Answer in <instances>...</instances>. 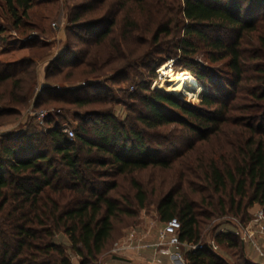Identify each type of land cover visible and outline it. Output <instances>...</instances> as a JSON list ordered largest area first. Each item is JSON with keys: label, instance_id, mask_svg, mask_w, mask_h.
Masks as SVG:
<instances>
[{"label": "trees", "instance_id": "1", "mask_svg": "<svg viewBox=\"0 0 264 264\" xmlns=\"http://www.w3.org/2000/svg\"><path fill=\"white\" fill-rule=\"evenodd\" d=\"M33 1L7 0L17 27ZM98 12L99 18L85 19ZM69 22L96 34L95 48L69 45L50 61L46 79L88 81L115 70L116 76L128 77L136 67L149 66L145 61L153 44L180 29L184 35L170 49L152 51L163 55L160 64L179 57L174 66L194 73L205 90L194 105L141 79L129 93L136 101L125 104L120 118L111 105L116 102L81 96L92 84L47 88L37 95L35 57L49 54L40 52L48 45H38L39 37L27 38L16 50H28L29 56L0 59V118L21 116L33 97L36 107L47 101L103 106L90 113L94 125L82 121L72 140L54 114L43 130L0 140V264H76L74 257L78 264H99L114 220L121 214L135 216L134 206L142 208L147 201L139 183L130 180L127 190L120 179L150 167H177L156 211L163 222L178 218L182 242L200 243L207 222L225 215L250 221V209L264 207V0H84L70 10ZM3 32L0 28V36ZM75 36L81 44L92 41ZM200 44L209 49L211 62L228 58L231 83L213 82L194 57ZM155 69L151 65L152 73ZM79 114L76 120H82ZM173 125L182 129L175 131ZM187 134L184 150L169 151ZM214 238L238 248L236 264H252L240 237L218 229ZM186 259L189 264H230L211 246L186 251Z\"/></svg>", "mask_w": 264, "mask_h": 264}, {"label": "rangeland", "instance_id": "2", "mask_svg": "<svg viewBox=\"0 0 264 264\" xmlns=\"http://www.w3.org/2000/svg\"><path fill=\"white\" fill-rule=\"evenodd\" d=\"M84 0H34L33 4L28 11V16L23 18L22 24L17 27L15 24V19L12 17L11 12L9 11L7 0H0V28L4 29V32L0 36V59L12 60L19 59L29 56L28 50L16 51L22 47V44L31 37H39L40 44H47L46 49L40 50L41 53L49 50L48 56L40 57L38 55L36 58L35 69L38 73V87L37 95H40L41 89L43 86H50L51 89L61 86L62 89H73L72 87H80L86 81H76V82H67L62 81H51L46 79V71L50 61L60 57L64 51L68 48L69 45L74 49H82L84 47L95 48V35L90 32H85L79 29H74L72 24L69 22V13L70 10L74 8L78 3L83 2ZM112 2V0H110ZM21 14V13H20ZM102 15L101 12L88 14L85 19L90 21L92 19H97ZM210 35H214L218 32L213 30H207ZM76 34L87 36L92 41L88 44H81ZM223 34V32H222ZM184 32L180 29H173V32L170 35H166L162 38L161 43L157 44L151 50H148L146 56V63L149 65L144 68V66L136 67L135 72H130L129 76H116V70L107 72L106 76L98 78H90L88 81L92 82V87L86 88L82 93V97H91L96 98L99 96L106 97L116 108V114L118 117L122 118L126 112L125 104H132L136 100L129 98V93L134 90L133 85L138 81L143 79L146 81L147 86L151 89H162L166 92L175 94L179 99L198 105L201 101V91L205 90V85L196 77V75L190 71H186L184 66H174L179 57L171 58L163 64H160L162 54L153 52L157 47H162L165 49H170L180 38H182ZM151 38L150 36H146ZM148 38V39H149ZM152 40V39H151ZM201 46L198 49V52L195 54V58L203 65L208 68V74L213 79V82L219 83L220 86L225 83H231L233 77L230 74L228 67V58L218 62H211L209 60V50L206 46L200 44ZM180 60V59H179ZM171 63L172 66L169 64ZM151 65L155 66V73H152L150 70ZM164 65L169 66L168 70L172 73L173 76L177 77L184 72H189L192 77L195 78L196 82L194 85L190 86L188 91H177L172 88L173 83L169 82L170 76L169 73L166 75L160 70ZM64 72L68 69L67 66L62 67ZM118 70V69H117ZM167 70V71H168ZM135 73L137 76H135ZM62 75H58L59 78ZM196 92V93H195ZM47 95V94H46ZM44 96L43 99H46L49 96ZM51 97V95H50ZM36 97L32 98L30 101V106L24 111L21 116H4L0 118V140L5 136H20L24 133H33L37 130H43L47 127V122L43 126L39 119L38 115L42 111L51 112V115H60L55 118L56 121H59L63 128H68L75 130L77 126L82 123L87 125H94V121L91 119L90 113L94 110L102 108L100 104H89L87 106H74L69 104H62L57 102L43 103L41 106L36 107L34 102ZM120 102V104H117ZM110 105V104H108ZM76 113H80L82 120H76ZM171 129L179 131L182 128L177 126H171ZM190 134H187L186 140L173 144L169 151L172 150H184L189 143ZM41 146V145H40ZM52 153V152H50ZM177 172V167H174L171 170H163L160 168H148L145 170L137 171L131 179L121 178L120 181L122 186L127 190L131 188L130 180H135L139 183L142 189L146 192L147 201L146 204L141 208L135 205V216H128L125 214L119 215L114 220V232L112 237L109 240L107 250L103 253L100 258L99 264H189V261L186 257L183 261L179 262L171 258L170 251L163 250L157 256L153 253H133L126 256H121L126 259H129L130 262H116L113 260L115 256L112 252V249L115 243L124 238L126 233L136 225L147 226L154 224L157 228H161L164 225V222L159 219V216L156 211L157 202L161 196L166 193L171 187V181L175 180V174ZM134 193V190L131 191ZM264 208L258 204L254 205L250 209L251 217L259 209ZM240 219L233 216H223L221 218L213 219L208 221L203 228V237H205L202 243L205 246H211L212 241H215V246L211 247L213 252L216 253L218 257H222L230 264H236V256L233 254L237 249L229 248L226 244H218L214 238V234L219 229L220 231L232 230L233 226L229 225L231 220ZM64 241L68 242L67 237L63 238ZM259 245L264 247V240L258 238ZM244 254L248 262L252 264H264V258L259 254L257 249L253 244L247 243L244 245ZM73 260H77L76 257Z\"/></svg>", "mask_w": 264, "mask_h": 264}, {"label": "built area", "instance_id": "3", "mask_svg": "<svg viewBox=\"0 0 264 264\" xmlns=\"http://www.w3.org/2000/svg\"><path fill=\"white\" fill-rule=\"evenodd\" d=\"M169 65L172 66L171 63ZM57 87L61 86L58 85ZM50 115L51 112L48 111L39 113L38 119L43 126H45L46 119ZM62 131L69 139H74V130L62 128ZM231 222L229 225H232L233 229L227 231H231L234 235L240 237L244 245L247 243L253 244L264 258V247H261L258 241V238L264 240V208H259L247 223L237 219H233ZM180 230L181 223L176 217L164 222L161 228H157L153 223L147 226L136 225L126 233L123 239L115 243L112 252L114 255L126 256L150 248H154L156 251L166 248L171 250V258L181 262L186 257V251L203 248L205 245L202 241L198 244L182 242L180 240ZM214 246L215 241L213 240L211 247Z\"/></svg>", "mask_w": 264, "mask_h": 264}, {"label": "bare ground", "instance_id": "4", "mask_svg": "<svg viewBox=\"0 0 264 264\" xmlns=\"http://www.w3.org/2000/svg\"><path fill=\"white\" fill-rule=\"evenodd\" d=\"M164 74H168L170 76L169 82L173 83L172 88L177 91H188L190 86L194 85L196 80L189 72H184L183 74H180L179 76L175 77L172 75L171 72L168 70V66L164 65L160 68ZM168 70V71H167Z\"/></svg>", "mask_w": 264, "mask_h": 264}, {"label": "crops", "instance_id": "5", "mask_svg": "<svg viewBox=\"0 0 264 264\" xmlns=\"http://www.w3.org/2000/svg\"><path fill=\"white\" fill-rule=\"evenodd\" d=\"M163 250H165V251H170V253H171V250L170 249H166V248H162V249H160V251H156L154 248H150V249H147V250H144V251H141V252H146V253H153L155 256H157L160 252H162ZM140 253V252H139ZM117 256H119V255H117ZM113 260H115L116 262H130V260L129 259H127V260H117V259H114L113 258ZM74 262L76 263V264H78V259L75 261L74 260ZM105 264H107V263H105Z\"/></svg>", "mask_w": 264, "mask_h": 264}, {"label": "water", "instance_id": "6", "mask_svg": "<svg viewBox=\"0 0 264 264\" xmlns=\"http://www.w3.org/2000/svg\"><path fill=\"white\" fill-rule=\"evenodd\" d=\"M90 84H92L91 81H86V82L83 84V86H80V87H85V86L90 85ZM80 87L78 86V87H72V88H73V89H76V88H80ZM47 88H51V87L45 85V86L42 87L41 92H42V90L47 89ZM52 89L63 90L61 87H54V88H52ZM113 258H114V259H117V260H127L126 258L121 257V256H117V255L113 256Z\"/></svg>", "mask_w": 264, "mask_h": 264}]
</instances>
